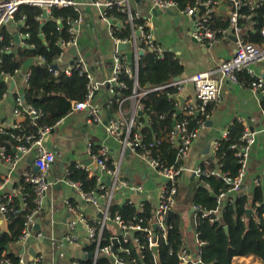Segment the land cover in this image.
<instances>
[{
    "label": "crops",
    "instance_id": "obj_1",
    "mask_svg": "<svg viewBox=\"0 0 264 264\" xmlns=\"http://www.w3.org/2000/svg\"><path fill=\"white\" fill-rule=\"evenodd\" d=\"M215 1L210 19L213 28L219 31L222 30L220 28L222 24L227 22L229 25L228 10L232 6L227 0ZM76 2L79 3L78 8L81 16L76 25L75 42L74 45L63 49V53L54 63L57 66L54 69L65 71L68 66L78 59L85 63L96 82L93 104L99 108L102 122L90 123L87 121L85 110L76 111L71 108L67 115L57 121L45 135L44 144L46 148L55 152V159L46 174L48 186L41 207L35 216L34 225L30 228V236L26 244L20 246L13 243L9 247L14 255L22 254L27 262L32 261L35 257H40L41 264H71L72 260L87 258L88 253L85 251L84 246L88 243L83 242L82 245H75L64 240L66 222L71 216L66 206V200L79 202L84 214L93 222L98 220L100 215L94 206L80 199L75 187L63 179L65 170L69 169L71 163H74L78 168L84 169L83 166L87 167L88 169L84 170L89 176L95 175L100 181L106 183V174L99 170L93 161L91 153L88 151L89 145L92 153L94 152L93 149L98 151L100 147H105L109 160L120 161L121 163V178L127 181L128 186L120 185L114 188L112 201H131L138 205L142 201H148L154 208L163 181L156 170L149 166L144 157L131 150H129V153H123L122 140L111 136L106 128L107 123L113 119L123 118L129 121L133 113L135 102L131 95L119 97V100H117V93L112 94L109 85L104 83L113 74L114 54L115 50L119 49L118 44L125 43L126 47L119 50L123 52L128 61H131L133 43L127 41L128 38L120 39L115 36V26H121L118 19L103 20L91 0H76ZM262 2L264 4V0ZM129 5L132 13L139 15L141 22H147V31L151 32L163 50L160 57H163L167 52L172 53L173 58L182 66L183 71L179 78H187L199 71H210L211 75L218 79L219 62L232 54L237 34L246 39L249 31L253 30L256 24L255 17H241L239 32L235 33L232 30L225 34H218L215 42L208 43L200 41L192 35L194 17L183 12L187 3L183 6L179 2L175 8H161L152 5L151 0H129ZM48 16L49 13L46 17L42 15L41 20H45ZM127 18L128 16L125 18L126 23H128ZM19 22L14 17L3 25L12 38L14 51L24 42V36L19 30ZM129 26V36L131 37L132 29L130 24ZM116 33L118 32L116 31ZM17 34L18 37L16 38ZM119 40L126 41L120 42ZM71 47H75V53L70 51ZM35 60V58L27 59L14 77H11L15 83L12 89L13 95L16 93L21 96L24 92L27 86L25 76ZM252 68L264 79V60L253 63ZM247 75L250 77L251 82L252 77L249 74ZM249 86L250 83L245 84L239 79L237 83L225 81L222 84L218 100L210 105L207 118L209 124H205L204 127L198 130L196 138L190 145L187 157L184 159V170L178 184L176 205L167 221L171 216H174V221L178 224L180 230L183 248L187 250L191 260L199 258L200 246L195 230L197 216L191 202L192 190L199 178L195 174V170L205 160L213 159L215 153L214 141L223 130L228 129L234 121H238L239 117L245 121L246 126L258 131L254 143L246 151L244 166L242 167L244 176L242 177L241 186L251 193V190L259 185L263 192L264 204V109L261 107V99L264 95ZM144 88L151 89V86H144ZM141 90L140 88L138 91ZM176 92L175 89V92L169 95L173 96ZM178 95L181 100L178 99ZM174 98L179 103V108L182 107L180 105L182 101V105L188 101L196 103L192 82H184L182 90L174 95ZM14 109L15 99L13 96L10 97L6 94L0 101V125L9 124L13 121L22 122L25 119V114L14 115ZM147 121L148 116L146 119H142L139 126L140 132ZM141 135L144 139V135L142 133ZM36 153V149L33 148L17 159L15 163L0 158V197L3 193H11L21 202L20 190L24 188L22 174L27 171H36L34 165ZM218 166L215 164L214 169ZM230 192L238 194L237 191L231 190ZM225 201V197L224 202L220 201L217 208L219 213ZM106 224L111 232L115 233L114 235H120L121 231H119L114 221L109 220ZM6 227L7 221L0 216V230H5ZM37 231L42 232V237L36 236ZM133 232L134 230L130 231L132 234ZM231 264L263 263L258 257L248 254L233 257Z\"/></svg>",
    "mask_w": 264,
    "mask_h": 264
},
{
    "label": "trees",
    "instance_id": "obj_2",
    "mask_svg": "<svg viewBox=\"0 0 264 264\" xmlns=\"http://www.w3.org/2000/svg\"><path fill=\"white\" fill-rule=\"evenodd\" d=\"M179 2L184 6L186 3L192 4L193 0H179ZM240 11L248 17H255L256 21L255 28L248 33L247 41L260 42L262 38L259 29L264 17L263 2L253 10L243 6ZM107 14L109 18L118 19L121 23L120 27L115 26V36L120 39H129L130 26L125 22L127 15L115 6L108 9ZM79 16L80 10L73 6H52L49 16L45 20H41V7L21 4L14 17L20 21L19 30L21 33H28V36L23 38V44L19 45L15 51L11 36L3 26L1 27L0 101L9 89L8 78L14 77L27 59L35 58V62L29 67L27 86L20 97L24 103L30 104L42 112V115L34 121L23 113L25 119L22 122H17L20 124V128L8 125L0 130V146H5L7 154L14 155L15 147L23 141V139L21 141L16 139L17 134L35 136L39 127H52L71 110V101H79L84 98L87 82L84 75H80L76 69L67 73L51 68L63 52L61 41L70 38L68 30L70 24ZM241 20L240 18L238 20L240 28ZM139 22L141 20H137L135 26ZM212 24L210 19V28L217 32L218 30L213 28ZM222 25L220 28L224 29L227 28L228 23ZM40 34L43 35L44 40L40 38ZM182 71V66L173 58L172 53L167 52L163 57H160L143 47L138 59L136 89L137 91L140 88L143 89L146 83H149L151 89L165 86L174 77L181 75ZM238 79L245 84L250 83V77L244 72L238 73ZM119 80L124 82L125 86H116L117 96L131 95L134 80L124 71L120 73ZM174 92L173 86H166L150 90L139 100L142 111L148 116V121L141 128L144 140L147 142L154 139L161 140L157 147L152 148L151 156L167 165L174 163L176 149L165 139L172 130L175 120L179 119L182 113L181 108L175 105V98L169 95ZM16 97L17 94L14 93L13 98ZM261 107L264 109V96L261 99ZM209 111L210 107L207 112L209 113ZM202 118V115L196 114L188 116L189 128L196 127ZM139 119L143 118L139 116ZM227 130V136L219 140L213 159L205 160L200 165L203 171L214 169L215 164L219 165L218 173L201 174L192 190L191 202L192 206L196 207L197 216L195 230L198 240L202 242L199 243L198 255L203 264H231L233 257L237 255L253 254L264 264L263 192L259 185L255 186L251 193L244 190L242 186L240 187L241 192L238 194L230 192L232 183L227 182L226 178L234 179L242 167L241 158L236 153L242 145L240 137L243 126L238 121H234ZM95 150L93 149V153H96ZM108 162L110 163V161ZM68 170L69 179L80 182L84 191H97V176H89L84 169L76 167L74 163L69 165ZM23 182L22 196H24L26 206L22 208L21 202L15 196L8 203V208L15 210L16 213L10 214L6 229L0 230V264H3L2 261L5 257L10 258L14 264L18 262L17 256L10 251L9 247L20 236L27 214L34 207L33 185ZM220 193L225 194L226 201L217 220L211 221L210 217L213 216L211 211L217 209L220 204L218 202ZM224 197L222 202H224ZM109 215L111 219L115 215H119L126 225L140 223L146 226L150 225L153 207L148 201H143L142 205L138 207L130 201L116 202L111 199ZM174 220V216H171L167 225L166 238L158 242V260L152 249L147 246L146 236L141 231L133 232V236L139 239L138 244L133 240L124 242L120 238L116 258L122 264H182L178 253L184 248L178 224ZM91 222L93 221L91 220ZM93 224L97 226L96 223ZM114 234L106 224L102 230L101 244H109ZM84 249L87 253H92L95 249L94 242L85 244ZM78 262L79 264H93L91 258L79 259ZM94 264H111V261L110 258L99 255ZM185 264L194 263L189 261Z\"/></svg>",
    "mask_w": 264,
    "mask_h": 264
},
{
    "label": "built area",
    "instance_id": "obj_3",
    "mask_svg": "<svg viewBox=\"0 0 264 264\" xmlns=\"http://www.w3.org/2000/svg\"><path fill=\"white\" fill-rule=\"evenodd\" d=\"M232 6L228 10L229 25L219 31H214L209 26V20L214 8L215 0H193L192 4H187L183 10L189 16H193L194 20V30L192 35L203 42L212 43L217 40V33L225 34L229 31H234L235 33L240 31V26L238 20L241 17L248 16L241 13V8L246 6L249 10H253L261 4L262 0H227ZM91 3L98 9L99 15L103 20L109 21L108 9L112 7H117L121 12L125 13L128 18L126 21L131 25L132 34L127 41H132L133 45V55L132 60L128 61L127 57L119 49L115 50L114 54V69L111 77L104 81L106 85H109V90L112 94H116V86L124 87V82L119 80V75L122 71L126 72L129 77L134 80V88L131 94V98L135 102L132 116L129 121L123 118L113 119L107 123L106 128L108 133L122 140L123 153L127 148L135 152L137 155L142 156L147 160L150 167L156 170V172L161 176L163 180L158 192V200L156 206L153 208V216L150 225L143 226L140 223L135 225H126L123 223L119 215H115L113 219L109 215V205L112 199L113 189L117 186H128L125 179H122L121 163L120 161H110L107 157V149L105 147H100L96 153H92L90 145L88 146V151L91 153L93 161L96 163L99 170L109 177L110 183L107 184L104 181H100L96 178L97 191H84L81 188V183L69 179V170H65L64 179L65 182L75 187L78 192V196L85 203L91 204L99 212L100 218L94 222L84 214L81 204L77 201L66 200L67 209L70 212V217L66 222V232L64 234V240L70 244L82 245L85 243L95 244V249L92 252L91 259L93 264L99 255L106 256L110 258L111 264H122L117 258V254H113L112 239L115 237L117 239V253L119 251L118 243L120 238L124 242L128 240H133L136 244L139 243V239L133 236L130 231H141L146 236L147 246L152 249L153 245H158L159 240L166 238V230L168 229L167 215L174 209L176 205V194L178 191V184L180 182L181 174L184 170V159L187 157L190 145L197 136L198 130L207 124V118L209 116L208 108L213 102H216L220 95V88L225 81H230L233 83L238 82V73L246 72L252 77L250 82V88L264 95V79H262L259 74H257L252 68L253 63H257L264 60V20L260 26L259 34L262 40L258 43L246 41L242 35L237 34L235 39V46L232 54L219 62L218 65V75L219 78H214L210 71H199L193 73L187 78H179L178 80H173L165 86L156 88H144L141 91H137V70H138V59L139 52L143 51V47L161 56L163 52L161 46L156 42L150 31H147V22L135 23L139 20L138 14H133L131 7L129 5V0H91ZM152 5L161 8H175L178 5L177 0H151ZM21 4L39 6L42 9H46L47 13H50V8L52 6H73L75 9L78 8L79 3L76 0H0V29L1 27L13 19L18 11ZM199 8V9H198ZM198 14V15H197ZM81 16V15H80ZM80 16L70 24L69 33L70 38L65 41H61L62 49L74 45L76 36V25L80 20ZM112 30V27H111ZM24 37L28 36V33L23 34ZM0 40H2V35L0 34ZM120 42H125L126 40H119ZM138 43L143 44V46L137 45ZM63 53V52H62ZM61 53V54H62ZM60 54V56H61ZM59 56V57H60ZM72 69H76L80 75H84L87 79L86 82V93L82 100L74 101L71 108L78 110H85L87 115V121L90 123H101L102 118L100 110L97 106L93 104V96L96 89V82L94 81L93 75L85 65V63L78 59L74 61L65 70L70 73ZM28 73L25 76V81L27 83ZM189 81L192 82L194 87V94L196 103L186 102L181 107V118H177L173 124L172 130L167 134L166 139L168 142L175 146L176 156L173 164L167 165L160 162L158 159L151 156L152 148L158 146L161 142L160 139H155L153 141H145L139 130V126L142 120L139 119L137 114L138 110H142L140 104V97L150 90L161 89L166 86H173L176 89L177 95L179 91L183 88V83ZM173 95V97H174ZM179 96V95H178ZM119 100V97H117ZM175 105L179 107V103L175 101ZM202 115L203 118L199 120L198 124L194 128H189L187 117L195 114ZM25 113L33 121L42 115L41 110L34 108L30 104L23 102L22 97L17 95L15 98V109L14 115L19 116ZM238 122L243 126V132L240 137L241 147L237 151L236 155L241 158L242 167L244 166V160L246 151L254 143L257 130L249 128L246 126L245 121L242 118H238ZM35 123V122H34ZM12 126L14 128H20V124L17 122H11L9 124L0 125V130L6 126ZM52 127L42 126L37 130V134L34 136L32 134L23 135L17 134L16 139L21 141L14 149V155L6 153L5 146H0V158L7 160L9 162L15 163L22 155L27 154L33 148L36 149L37 153L34 158V165L37 167L36 171L23 172L22 177L25 182L33 185V203L34 207L29 211L26 217L24 228L20 236L15 241L16 244L24 246L30 236V228L34 225V219L39 211L44 193L47 189L48 182L46 180L47 170L50 168L52 162L55 159V152L46 148L44 144V137ZM228 134V130L222 131L220 136L214 141V149L219 145V140L225 138ZM110 161V163L108 162ZM109 163V164H107ZM239 170L238 175L231 179L226 178L227 182L232 183L231 190L240 191L242 177L244 176L243 169ZM83 168L87 170V167ZM218 173V168L203 171L200 167L195 170V174L199 177L201 174H216ZM138 188V187H137ZM21 192V205L24 208L26 205L24 203V196ZM230 190V191H231ZM225 196L224 193L218 195L219 203ZM14 197L11 193H3L0 197V216L3 217L5 221L8 222L10 219V214H15L16 211L8 208V203ZM5 199V200H4ZM131 202V201H130ZM143 203V201H142ZM142 203L135 204L140 207ZM196 208L195 206H192ZM264 209V205H263ZM213 216L210 217L211 221H215L218 218L219 211L217 209L211 211ZM205 214V213H204ZM112 220L116 223L119 231L122 233L120 235H114L109 244H101L102 230L106 225L107 221ZM93 223H96L94 225ZM81 225V227H79ZM42 232L37 231L36 236L42 237ZM199 243H202L199 241ZM18 262L15 264H41V258L35 257L32 261H25L22 254L16 255ZM142 257V256H141ZM178 258L182 264L192 261L196 264L201 261L200 258L196 260H191L188 256L187 250L182 249L178 253ZM2 261L3 264H14L11 262L10 258L5 257ZM71 264H79L78 260H72Z\"/></svg>",
    "mask_w": 264,
    "mask_h": 264
},
{
    "label": "water",
    "instance_id": "obj_4",
    "mask_svg": "<svg viewBox=\"0 0 264 264\" xmlns=\"http://www.w3.org/2000/svg\"><path fill=\"white\" fill-rule=\"evenodd\" d=\"M42 15H43V17H46L47 16V10L46 9H42ZM76 29H77V26L75 27ZM18 37V34L16 35V38ZM40 38L42 39V40H44V37H43V35L42 34H40ZM126 47V45H125V43H120V44H118V48L119 49H124ZM70 51H72V52H74L75 53V47H71L70 48ZM142 53V51H140L139 52V54H141ZM57 66L55 65V64H53L52 66H51V68H56ZM7 79V78H6ZM179 79V76H176L175 78H174V80H178ZM14 80H13V78H11V79H9V89H8V91H7V94L11 97V96H13V94H12V89H13V87H14ZM145 87H149V83H146L145 84ZM178 99H180L181 100V97H179L178 96ZM183 102V101H182ZM180 103V105L182 106V104L183 103ZM137 114L139 115V116H142L144 119H146L147 118V115L142 111V110H138L137 111ZM196 115H197V112L195 113ZM207 124H209V121H207ZM125 152L126 153H129V148H127L126 150H125ZM35 168L37 169V167L35 166ZM106 183L107 184H109L110 183V179H109V177H106ZM249 211V210H248ZM173 213V210H171L169 213H168V215H167V218L169 217V215L170 214H172ZM79 227H81V225L79 226ZM225 229H226V226H225ZM122 232H120L119 234H121ZM112 241H113V246H112V251H113V254H117V248H116V245H117V239L114 237L113 239H112ZM152 251H153V253L155 254V257H156V259L158 260L159 259V256H158V247L156 246V245H153L152 247ZM84 256H86V255H84ZM88 259L89 258H91L92 257V253L90 252V253H88L87 254V256H86ZM196 264H203L201 261H198Z\"/></svg>",
    "mask_w": 264,
    "mask_h": 264
}]
</instances>
